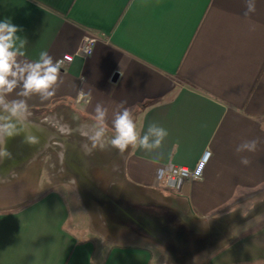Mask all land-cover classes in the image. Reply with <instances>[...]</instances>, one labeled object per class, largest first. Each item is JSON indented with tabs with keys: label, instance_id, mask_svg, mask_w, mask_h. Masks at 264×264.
<instances>
[{
	"label": "crops",
	"instance_id": "obj_1",
	"mask_svg": "<svg viewBox=\"0 0 264 264\" xmlns=\"http://www.w3.org/2000/svg\"><path fill=\"white\" fill-rule=\"evenodd\" d=\"M254 2L245 15L247 0H0V20L22 29L21 67L39 62L41 52L55 63L85 35L98 38L89 56L59 68L47 99L24 95L19 74L3 95L26 111L7 121L10 156L0 168L20 171L27 187L9 196L24 202L0 207V264H264V0ZM125 108L138 134L120 160L130 189L105 195L99 223L96 207H85L92 237L56 189L65 183L45 172L51 130L43 119L59 123L71 109L113 138ZM152 124L168 135L159 147L141 148L139 138L156 139ZM253 140L255 151H237ZM207 149L201 179L179 189L151 186Z\"/></svg>",
	"mask_w": 264,
	"mask_h": 264
},
{
	"label": "rangeland",
	"instance_id": "obj_2",
	"mask_svg": "<svg viewBox=\"0 0 264 264\" xmlns=\"http://www.w3.org/2000/svg\"><path fill=\"white\" fill-rule=\"evenodd\" d=\"M7 114L0 108V116H7ZM59 114L60 117L57 116L59 123L54 124L55 119L52 117L43 119L45 125L51 130L44 149L45 172L58 182L65 183L59 184L56 189L69 197L71 204L74 205L72 217L87 228L86 231L89 235L98 237L90 229L85 209L88 206L96 207L98 210L97 219L93 215V220L99 223V207L102 202H105V195H115L130 189L122 179L120 167L122 154L111 146L112 137L103 134L97 138L98 131L93 126L87 125L89 123L84 119L75 115L73 110L67 109ZM35 118L39 117H34L33 120H36ZM4 122L7 121H0V123ZM64 124L69 127L62 128ZM35 170L34 168L30 171L32 175L29 179L30 183L28 182L30 187L36 185L34 179L38 172ZM42 176L45 177L43 174ZM37 184H39L37 187L39 188L42 181ZM25 187L27 185L22 182L20 171L9 167L0 168V192L2 194L0 195V207H12L24 202V199H12L9 196Z\"/></svg>",
	"mask_w": 264,
	"mask_h": 264
},
{
	"label": "clouds",
	"instance_id": "obj_3",
	"mask_svg": "<svg viewBox=\"0 0 264 264\" xmlns=\"http://www.w3.org/2000/svg\"><path fill=\"white\" fill-rule=\"evenodd\" d=\"M255 11L254 0H247V11L245 15ZM22 29L13 24L11 19L0 20V108L7 112V116H0V121H10L12 118H20L23 112L26 111L24 102H12L11 104L4 103L3 95L6 92H11L16 86L17 80L15 77L20 76L23 79L24 95L30 93L41 94L42 99H47L54 94V89L59 78V66L53 62V58L47 52L40 53V61L34 64H28L21 67L16 63V56L19 49L16 48L17 41H20L23 47L24 41L17 35ZM21 55L23 53H20ZM26 73V75H25ZM13 77V79H9ZM52 89L53 91H49ZM96 113L100 119H103L106 110L101 106H97ZM13 125L8 122L0 123V160L5 156H10L5 146L4 134L7 136L13 135ZM116 135L110 140L113 148L119 150L123 154L129 145L136 147L138 134L136 124L132 113L125 108L122 112L116 115L114 120ZM149 132L156 137L153 143H149V136L144 135L139 138V146L145 149L159 147L162 140L168 135L167 131L152 124L149 127ZM103 135L102 131H98L96 136L99 138ZM101 147L104 145H100ZM257 141H246L241 144L237 151H255ZM242 164L247 165L249 161L244 158Z\"/></svg>",
	"mask_w": 264,
	"mask_h": 264
},
{
	"label": "built area",
	"instance_id": "obj_4",
	"mask_svg": "<svg viewBox=\"0 0 264 264\" xmlns=\"http://www.w3.org/2000/svg\"><path fill=\"white\" fill-rule=\"evenodd\" d=\"M97 40L98 38L94 35H85L75 52L63 54L55 60V63L58 64L59 68H64L73 61L75 56H89ZM209 157L210 151L207 149L201 154L193 166L172 167L164 175L154 177L151 186L157 189H179L185 183L199 180L202 178Z\"/></svg>",
	"mask_w": 264,
	"mask_h": 264
},
{
	"label": "flooded vegetation",
	"instance_id": "obj_5",
	"mask_svg": "<svg viewBox=\"0 0 264 264\" xmlns=\"http://www.w3.org/2000/svg\"><path fill=\"white\" fill-rule=\"evenodd\" d=\"M16 148H18L19 150H23L25 149V147H23L22 142H17V144L14 145ZM18 154H20V152H17Z\"/></svg>",
	"mask_w": 264,
	"mask_h": 264
},
{
	"label": "trees",
	"instance_id": "obj_6",
	"mask_svg": "<svg viewBox=\"0 0 264 264\" xmlns=\"http://www.w3.org/2000/svg\"><path fill=\"white\" fill-rule=\"evenodd\" d=\"M261 122L264 123V117H262Z\"/></svg>",
	"mask_w": 264,
	"mask_h": 264
}]
</instances>
